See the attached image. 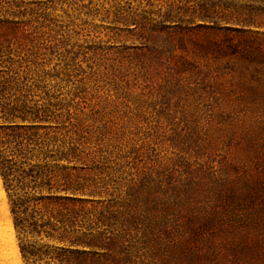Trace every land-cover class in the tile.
I'll use <instances>...</instances> for the list:
<instances>
[{
  "label": "rangeland",
  "instance_id": "374dc122",
  "mask_svg": "<svg viewBox=\"0 0 264 264\" xmlns=\"http://www.w3.org/2000/svg\"><path fill=\"white\" fill-rule=\"evenodd\" d=\"M230 15L262 60L201 27ZM0 27L9 99L51 111L83 200L23 238L0 178V264H264V0H0Z\"/></svg>",
  "mask_w": 264,
  "mask_h": 264
},
{
  "label": "trees",
  "instance_id": "16d2710c",
  "mask_svg": "<svg viewBox=\"0 0 264 264\" xmlns=\"http://www.w3.org/2000/svg\"><path fill=\"white\" fill-rule=\"evenodd\" d=\"M203 18L202 22L212 20ZM209 22L211 25L204 23L201 27L223 35L231 34L225 38L227 50L217 42L220 54L225 56L229 54L228 56L243 58L248 62L262 60V50L248 45L256 35L248 29L254 24L250 17L239 19L230 15L224 19L226 25ZM14 74L13 63L10 60L7 69L0 72V178L8 195L14 230L24 238L28 235L39 236L45 228L55 232L59 228L58 225L63 227V216L59 208L67 204L81 203L83 200L69 195L74 194L75 190L71 189L69 173H62L68 170L67 165L57 166L58 162L69 163L67 151L58 148L55 153L48 154L44 149L48 143L37 134L38 130L43 129L41 125L49 121L51 111L36 106V102L28 105L25 97L9 99L16 87ZM50 139L55 144L57 139L55 137ZM7 150L10 155H6ZM46 159L55 163L53 170L47 169L44 163ZM33 160L36 164L31 165L29 162ZM53 208L57 210L53 212ZM45 232L49 234L47 236H51V233ZM20 253L25 260L29 257L41 258L38 249L20 246Z\"/></svg>",
  "mask_w": 264,
  "mask_h": 264
}]
</instances>
